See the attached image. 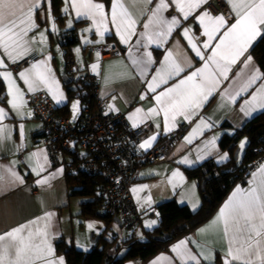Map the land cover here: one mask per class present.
<instances>
[{"label": "crops", "instance_id": "obj_1", "mask_svg": "<svg viewBox=\"0 0 264 264\" xmlns=\"http://www.w3.org/2000/svg\"><path fill=\"white\" fill-rule=\"evenodd\" d=\"M210 1L208 0L206 4L197 8L187 20H184L177 11L175 16L180 19L181 26L173 31L162 46L158 47L155 44H151L147 48H140V52H151L154 61L148 70L147 76H142L132 64V58L128 53V49L135 45V41L139 39V36H133L127 45L121 43L119 36L116 34L115 26L110 22L112 0L109 5L105 0H94L96 3L105 5V12L109 16V31L105 33L101 43H95V41L100 40V36L96 32L95 27H93L92 21L88 17H77L75 9L71 7L70 3H66L64 0L62 7L64 21L62 23L56 21L53 13H50L49 0H39V6L33 12L36 26L31 28L27 35L33 51L25 56L24 59H18L15 63L11 59L4 57V66H0V72L9 71L12 73V78L20 89L21 97L17 98L16 102L21 105V112L23 113L22 115H17L16 111L12 109L9 101L13 99L12 92H14V89L10 91L8 82L4 80L3 76H0L6 91L5 102L0 100V108H3L6 112L4 118L0 119V126L6 129L5 132L0 133V235L31 221H37V223L35 225L29 224L30 228L43 229L46 223L43 217L46 213H51L47 223L50 232V242L53 247V258H63L64 264H67V261L64 254L58 252L57 242L66 240L68 243L74 242L75 244L78 237L83 238L81 237L83 235L80 234L83 233V229L79 228L77 224L78 231L75 232L73 230L76 223L73 213L75 210H79V205L78 202L74 201V197L71 196L70 187L67 183L66 167L62 163L53 165L48 148L36 137L43 123L36 117L34 109L27 98L28 94H43L48 96L56 108L70 103L66 85L69 82L64 79L67 74L66 48L60 44V41H62V34H67L71 30L77 33L78 42L67 50H70L75 55L81 67V75L91 74L95 78L99 90L98 93L101 97L109 100V106L106 111L124 114L131 126H133V120H135L139 126L145 127L146 133L141 139V144L156 136L150 147L142 149L155 148L160 141L163 142L168 139L170 134L180 124L185 125L187 128L184 138L175 150L170 153L169 159L160 163L145 164L141 167L132 185V194L143 220L133 228L126 227L128 231L123 234L124 240L133 237L146 240L148 234L159 225L154 218L147 216L148 212L158 208L163 201L174 199L179 204L188 206L192 212L200 209L203 199L199 184L195 179H191L188 176L187 169L198 167L210 160H214L217 164L227 162L229 155L221 147L220 140L225 134H238L237 132L244 130L245 126L253 118L264 111V109H259L249 117H245L240 111L244 100L249 99L251 93L256 91L259 84L264 83V81L258 80L247 92L237 97L235 102L230 101L222 93L223 88L227 87L233 79L237 83L242 82L252 68H258L260 73H264L251 52L253 46L263 34L257 37L244 56L240 57V60L243 61L245 57L251 56V64L248 67H245L240 62L234 65L231 72H229L230 80L223 82L220 86L221 91L214 94V97L210 98L204 106L198 109L190 120H184L182 116H177L175 123L169 124L172 131H164L162 112L159 116L145 118L148 110L157 106L156 101L153 99L154 94L148 91L145 81L150 79L155 74V70L162 66L163 58L167 55V51H172L173 56L178 59L186 57L191 64V67H185V71L181 73L179 78L173 77L169 80L168 87L176 83L178 79H182L190 71L202 66L203 61L195 56L187 39L182 35L183 29H190V35L193 37L194 42L198 47H201L205 55H208L210 54L208 50L202 48V44L207 40V37L202 35L203 29L194 17L207 11L213 17L223 14L228 25L235 22V13L232 11L229 0H222L221 3L216 1L215 7L209 5ZM123 3L133 15V18L137 19L136 32H143V24L147 22L151 10L155 8L158 0H152L150 4L145 3L144 0H123ZM223 6H226L227 11H224ZM65 8H67V11H65ZM168 11L164 13L166 17L171 16ZM87 29H91V31H87ZM223 31L224 29H221V32ZM41 34H43V40ZM54 36L57 39L53 43L52 37ZM197 37H201V39L198 40ZM86 40L91 42L86 43ZM112 41L124 48L123 54L101 58L93 50L94 46L105 45L107 42ZM133 51H135V48H133ZM2 52L3 49H0V53ZM24 60H28L27 63L20 68L15 67L16 64ZM38 61H46L47 67L58 82V92L64 97L59 103H57L47 88L41 87L37 91L32 92L28 90V85L20 79L19 73L30 68L32 64ZM93 65H97L95 70H93ZM164 87L165 85H161V88L157 91H161ZM142 95H144V99H141ZM21 100L23 103H21ZM136 109H141L142 111L136 113ZM130 115H133V119H129ZM69 118L72 121L75 120L74 118ZM141 118H143L142 123H140ZM201 119L211 124L212 127H204L200 123ZM157 124H159V127H157ZM201 130L203 134H201ZM188 136L194 137L191 143H187L185 140V137ZM214 136L217 137L216 147L211 149L210 154L205 155L203 159H197L198 156L204 153L206 142ZM243 136H246L249 142V137L246 134ZM243 136L239 140V148L241 140L245 139ZM225 153L227 158L221 160L220 157L224 156ZM240 154L241 149L238 153L239 157ZM44 155L47 157V165L44 171L37 175L39 165L44 164ZM185 157L190 161H195V163H181ZM261 165H264V162L250 172L245 182L236 183L223 200L219 209L191 233L174 239L167 249H163L148 260L131 259L125 264H153V261H158V264H167L166 260L160 259L162 255L172 257L174 264H181L180 258L172 251V247L181 240L188 241L186 247L193 254H201V264H208L203 259V254L208 253L209 250L214 256L213 264H224V254L229 241L228 237L223 234L222 223L217 222L220 209L231 199L233 192L236 191L238 186L242 189H248L253 186L252 173L257 172ZM34 167L35 170H33ZM9 169L16 172L22 178L23 183L19 180H14L10 175ZM177 171L180 175L174 176L173 173ZM53 173H55L54 176L52 175ZM46 177L50 178L47 183H37L38 180H44ZM174 184L176 187H173ZM133 189H136V191L134 192ZM148 197L152 200L150 207L146 204ZM153 220L156 223L149 227L148 224ZM120 225L125 227L122 223ZM24 234L26 235L27 233ZM189 264H195V262L190 261Z\"/></svg>", "mask_w": 264, "mask_h": 264}, {"label": "snow or ice", "instance_id": "obj_2", "mask_svg": "<svg viewBox=\"0 0 264 264\" xmlns=\"http://www.w3.org/2000/svg\"><path fill=\"white\" fill-rule=\"evenodd\" d=\"M65 2L70 3L75 9L77 17H88L92 21L93 27L100 36V40L95 43H101L105 33L109 31V16L105 12V5L96 3L94 0H65ZM144 2L150 4L152 0H144ZM207 2L208 0H158L147 22L143 24L144 31L137 33L135 30L137 19L133 18L124 6L123 0H112L110 22L115 26L116 34L123 44L127 45L133 36H139L135 45L128 49V53L139 73L147 76L154 61L151 52H140V48H147L151 44L162 46L173 31L181 26V21L177 16L166 17L164 13L174 6V10L178 11L184 20H187L197 8ZM229 3L235 13V22L231 25H228L223 14L213 17L204 11L194 17L203 29L202 35L207 37L202 48L208 50L210 54L205 55L201 47L197 46L190 35L189 28H184L182 31V35L187 39L195 56L203 61L201 67L190 71L168 87L169 80L173 77L179 78L185 71V67H191V64L186 57L178 59L173 56L172 51H167L162 66L157 68L155 74L145 81L148 91L154 94L153 99L157 105L148 110L145 118L159 116L162 112L165 132L172 131L169 124H174L177 116L190 120L198 109L214 97V94L220 92L223 82L230 80L229 72L234 65L240 62L248 67L251 64V56L245 57L243 61L240 57L244 56L257 37L264 34V0H229ZM38 6L39 0H0V49H3L0 53V66H4V57L15 63L33 51L27 35L31 28L36 26L33 12ZM221 29L224 31L221 32ZM41 37L43 40V34ZM214 41H216L215 44H213ZM85 42L90 43L91 41L86 40ZM92 67L95 70L97 65ZM0 76L8 82L10 91L14 89L13 99L9 103L17 115H22L21 105L16 102L17 98L21 97V92L12 78V73L4 71L0 72ZM19 77L28 85L29 91L35 92L45 87L52 93L57 103L64 98L58 92V82L47 67L46 61L32 64L30 68L21 71ZM258 80L264 81V73H260L258 68H252L242 82L237 83L233 79L227 87L223 88L222 93L230 101L235 102L237 97L247 92ZM161 85L165 87L157 91ZM141 99H144V95ZM21 103H23L22 100ZM76 107L77 105L73 104V109ZM259 109H264V83H260L256 91L251 93L250 98L244 100L240 111L245 117H249ZM141 111V109H136V113ZM5 115V110L0 108V119H3ZM129 119H133V115H130ZM142 122L143 118L140 120V123ZM200 123L204 127H212L203 119ZM138 126L139 124L133 120V127ZM5 131L6 129L0 126V133ZM201 134H203L202 130ZM193 138L188 136L185 140L191 143ZM155 139L156 136L151 137L140 147H150ZM216 139L217 137L214 136L206 142L204 153L197 159H203L205 155L210 154V150L216 147ZM246 142L247 138L241 142V148ZM226 158V153L220 157L221 160ZM43 159L44 164L39 165L37 175L44 171L47 165L46 155ZM181 163L190 164L195 161H190L185 157ZM9 172L14 180L23 183L22 178L16 172L11 169ZM52 175L54 176L55 173ZM173 175L180 174L177 171ZM252 178L253 186L248 189L238 186L231 199L220 209L217 218V222L222 223L223 234L228 237L229 241L224 254V264H264V165H261L257 172L252 173ZM49 179L46 177L44 180H38L37 183H47ZM173 187L176 185L174 184ZM133 191L135 192L136 189ZM146 204L151 206L150 197L146 199ZM50 216L51 213H46L43 217L46 221L43 229L30 228L29 224L37 223V221H31L0 235V264H64L63 258H53V247L47 223ZM155 223L154 220L150 221L148 226ZM89 227L91 228L92 225L89 224ZM187 243L188 241L181 240L172 247V251L180 258L181 264H189L190 261L201 264V254H193L186 247ZM160 259L166 260L167 264H174L172 257L162 255ZM203 259L208 264H213L214 256L211 250L203 254ZM153 264H158V261H153Z\"/></svg>", "mask_w": 264, "mask_h": 264}, {"label": "trees", "instance_id": "obj_3", "mask_svg": "<svg viewBox=\"0 0 264 264\" xmlns=\"http://www.w3.org/2000/svg\"><path fill=\"white\" fill-rule=\"evenodd\" d=\"M105 1L108 5L111 2V0ZM49 2L55 20L63 23L62 7L64 0H49ZM61 37L62 41H60V44L66 48L67 62L68 55L73 54L67 49L72 48L78 42V36L76 32L71 30L67 34L63 33ZM56 39L55 36L52 37V42L54 43ZM107 44L118 47L120 50L119 54L124 53V48L116 42H107ZM101 45L94 46L93 50L97 52L96 48ZM251 52L264 72V34L253 46ZM98 54L100 55V53ZM73 56L75 58L74 54ZM76 63L79 71L73 73H70L66 64V75L70 78L73 77L69 83H66L70 103L56 110L59 118L63 116L72 117L73 104L78 101L81 107L79 115L74 118L75 121L82 119L86 108H90L92 111L100 110L99 97L95 94L96 85L86 79L88 75H81V67L77 60ZM5 93V85L0 78V100L2 102H5ZM103 110L106 111L107 107L103 108ZM179 126L176 130H178ZM42 128L43 124L36 136L41 142L45 134V130ZM144 129L146 133V128L144 127ZM186 129L185 126L184 133H186ZM176 130L168 138H172ZM237 133L239 135L237 137L225 134L220 140L221 147L229 155L227 162L217 164L214 160H210L198 167L187 169L188 176L198 182L202 194L203 203L196 212H192L188 206L181 205L174 199L163 201L158 208L153 209L159 210L161 221L155 219L159 225L148 234L146 240L133 237L120 241L118 237L106 238L105 233H103L99 237L97 246L92 251L87 252L78 249L74 243L60 240L56 244L58 252L64 254L67 264H125L131 259L148 260L163 249H167L174 239L191 233L199 225L207 221L219 209L234 185L238 182H245L250 172L258 166L256 159L258 160L261 153L254 151V148L264 145V111L253 118L245 126L244 130ZM245 134L249 137V144L241 161H239V156L236 159L235 154L239 149V140ZM161 143L160 141L159 144ZM66 176L71 196H88L91 198L89 201L82 203L81 215L84 217H101L109 223L115 218L113 215H108L101 210L103 203L102 189L106 183V176L103 172L95 175H88L87 173L68 175L67 173ZM160 235L164 236V239L156 238V236Z\"/></svg>", "mask_w": 264, "mask_h": 264}, {"label": "built area", "instance_id": "obj_4", "mask_svg": "<svg viewBox=\"0 0 264 264\" xmlns=\"http://www.w3.org/2000/svg\"><path fill=\"white\" fill-rule=\"evenodd\" d=\"M221 3L222 0H211L209 3ZM227 11L226 6H223ZM169 14L177 11L170 8ZM198 40L201 37H197ZM102 58L120 53L115 45H101L96 48ZM28 60L15 65L20 68ZM70 73L79 71L73 54L67 58ZM88 81L96 85L93 75L88 74ZM96 86L95 94L99 97L100 110L92 111L86 108L81 120L72 121L68 116L58 117L57 108L48 96L43 94H28L36 117L42 121L44 137L42 141L49 150L53 165L62 163L66 167V174L79 175L87 173L95 175L103 172L106 183L102 189L103 203L101 210L121 219L127 228H133L143 220L138 212L132 194V183L137 173L145 164L160 163L169 159L184 138L185 126L180 125L172 138L157 145L153 149L144 150L140 147L145 134L143 126H131L122 113H110L103 108L109 106V100L101 97ZM261 155L256 164L264 162V145L254 148ZM68 152L70 160L66 163L60 160V154ZM241 181V180H240ZM148 217L161 221V213L155 209L148 213Z\"/></svg>", "mask_w": 264, "mask_h": 264}, {"label": "rangeland", "instance_id": "obj_5", "mask_svg": "<svg viewBox=\"0 0 264 264\" xmlns=\"http://www.w3.org/2000/svg\"><path fill=\"white\" fill-rule=\"evenodd\" d=\"M210 6L215 7L214 4L209 3ZM50 13L52 12L51 7H49ZM177 14H173L171 16H175ZM60 23V22H59ZM74 104L77 105L76 109H73V114L71 118H76L79 115L80 112V104L78 103V101H75ZM244 138H247L246 136H243ZM245 139L241 140L244 141ZM241 142H240V148L241 149V154L239 157V161H241V158L243 157L246 148L249 144L248 142V138H247V142L245 143L244 147L241 148ZM69 158H71L68 154V152H64L60 154V160L64 161V163H66L68 160H70ZM74 197V201L78 202L79 205V210H75V212L73 213L74 219H75V226H74V231L77 232L78 231V227L83 229V233H80L81 237L83 238H78L76 239L75 245L78 249L84 250V251H92L98 243L99 237L105 233L106 238L112 239L115 236H118L119 240H124V233L126 231H128V229H126V227H123L122 225H120L119 222H117L116 220H112L110 221V223L101 217H84L82 214V208H83V202L89 201L91 198L88 196H73ZM104 212V211H103ZM106 214H108L107 212H104ZM110 215V214H108ZM109 223V224H108ZM77 224V226H76ZM89 224L92 225V227H89ZM115 233V234H114ZM74 243V242H73ZM100 247H102V245H100Z\"/></svg>", "mask_w": 264, "mask_h": 264}, {"label": "water", "instance_id": "obj_6", "mask_svg": "<svg viewBox=\"0 0 264 264\" xmlns=\"http://www.w3.org/2000/svg\"><path fill=\"white\" fill-rule=\"evenodd\" d=\"M73 78V77H72ZM70 78L68 75L64 76V79L67 81V82H70V80L72 79ZM238 153H239V149L236 151V154H235V158L237 159L238 158ZM115 220H117L120 224H121V220L118 218V217H115ZM157 239H164V236L160 235V236H156Z\"/></svg>", "mask_w": 264, "mask_h": 264}, {"label": "clouds", "instance_id": "obj_7", "mask_svg": "<svg viewBox=\"0 0 264 264\" xmlns=\"http://www.w3.org/2000/svg\"><path fill=\"white\" fill-rule=\"evenodd\" d=\"M96 86H97V83H96ZM42 143L44 144V142L42 141ZM45 145V144H44ZM46 146V145H45ZM114 217H117V216H114ZM119 218V217H118ZM120 219V218H119ZM121 220V219H120ZM121 223H122V221H121Z\"/></svg>", "mask_w": 264, "mask_h": 264}, {"label": "bare ground", "instance_id": "obj_8", "mask_svg": "<svg viewBox=\"0 0 264 264\" xmlns=\"http://www.w3.org/2000/svg\"><path fill=\"white\" fill-rule=\"evenodd\" d=\"M235 137L239 136L238 134L234 135Z\"/></svg>", "mask_w": 264, "mask_h": 264}]
</instances>
